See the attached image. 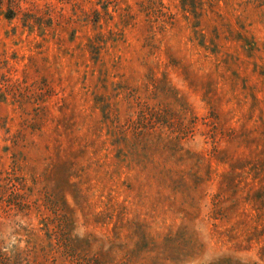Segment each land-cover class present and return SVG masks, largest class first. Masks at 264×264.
<instances>
[{"label":"rangeland","instance_id":"obj_1","mask_svg":"<svg viewBox=\"0 0 264 264\" xmlns=\"http://www.w3.org/2000/svg\"><path fill=\"white\" fill-rule=\"evenodd\" d=\"M0 264H264V0H0Z\"/></svg>","mask_w":264,"mask_h":264}]
</instances>
